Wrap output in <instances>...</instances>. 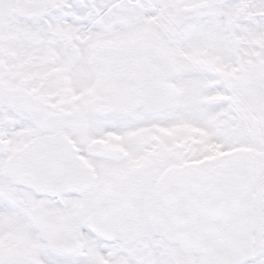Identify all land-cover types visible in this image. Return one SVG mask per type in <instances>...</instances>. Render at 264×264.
<instances>
[{"label":"snow or ice","instance_id":"1","mask_svg":"<svg viewBox=\"0 0 264 264\" xmlns=\"http://www.w3.org/2000/svg\"><path fill=\"white\" fill-rule=\"evenodd\" d=\"M0 264H264V0H0Z\"/></svg>","mask_w":264,"mask_h":264}]
</instances>
